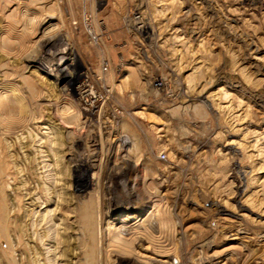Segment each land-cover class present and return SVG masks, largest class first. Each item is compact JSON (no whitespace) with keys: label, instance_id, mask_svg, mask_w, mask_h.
<instances>
[{"label":"rangeland","instance_id":"1","mask_svg":"<svg viewBox=\"0 0 264 264\" xmlns=\"http://www.w3.org/2000/svg\"><path fill=\"white\" fill-rule=\"evenodd\" d=\"M148 258L264 264V0H0V264Z\"/></svg>","mask_w":264,"mask_h":264},{"label":"bare ground","instance_id":"2","mask_svg":"<svg viewBox=\"0 0 264 264\" xmlns=\"http://www.w3.org/2000/svg\"><path fill=\"white\" fill-rule=\"evenodd\" d=\"M58 61V60H57ZM59 66H60V64H56L55 65V69L57 70V68H59ZM70 122V121H69ZM64 123H66V122H64ZM66 128V127H65ZM69 128V127H68ZM121 141V146H125L126 145V143H125V141H123L122 139L120 140ZM120 145V144H119ZM125 148V147H124ZM125 163H127L126 165H128V168H127V170H126V174H128V176L129 175H131V173H133V172H135V170H134V167L136 166V165H134V164H131V163H129V159H126L125 160ZM136 169V168H135ZM143 185H145V184H143ZM150 185H152V184H150ZM152 189H153V192L152 193H150L151 194V196L150 197H152V201H153V199H156L155 201H156V203L154 204L155 205V211H154V215H156V217H158V218H160V213H161V211H163V205H164V203H163V201H162V198H160L159 196H158V189L157 188H155L153 185H152ZM151 188V187H150ZM146 189H148V187L146 188ZM149 192V191H148ZM132 193V192H131ZM130 196V195H129ZM128 199V198H127ZM157 218V219H158ZM112 229L111 228H107V231H108V234H107V238L108 239H111V240H115V238L117 237V238H119V242L121 243V245H123V249H122V251H121V253H119L118 255L120 256V260L121 261H128V260H131V258H133V256H135L134 254L136 253L135 252V250H138L139 251V249H141L142 250V248L136 243V238H137V235H136V232H134L133 231V229H130V230H124L123 232H120L121 234H119V235H115V233L113 232V231H111ZM142 230H140L139 232H141ZM85 235H87V238L88 237H93V235H88V234H85ZM145 235V234H144ZM147 237V236H146ZM82 238H84L83 236H82ZM106 238V239H107ZM141 238V237H140ZM152 239V238H151ZM88 241V240H87ZM144 243V242H143ZM147 244V243H146ZM155 244H156V242H155ZM160 246V245H159ZM142 247H143V245H142ZM86 248V247H85ZM89 252L91 251L92 253H95L96 251H97V249L95 248V247H93V246H88L87 245V248H86ZM114 253H117L116 252V250H115V252ZM82 254V253H81ZM80 254V255H81ZM114 255H116V254H112V257H118V255L117 256H114ZM94 255H92V257H93ZM82 257V256H81ZM160 257V256H159ZM162 257V256H161ZM74 258V257H73ZM109 258V257H108ZM85 259V258H84ZM112 260V259H111ZM86 260H84V262H85ZM115 261H116V259H115ZM114 261V262H115ZM137 261V260H136ZM83 262V261H82ZM87 262V261H86ZM91 264V263H90ZM143 264H165L164 262H162L161 260H159V259H157V258H148L147 260H145V262L143 263ZM167 264V263H166Z\"/></svg>","mask_w":264,"mask_h":264},{"label":"built area","instance_id":"3","mask_svg":"<svg viewBox=\"0 0 264 264\" xmlns=\"http://www.w3.org/2000/svg\"><path fill=\"white\" fill-rule=\"evenodd\" d=\"M80 22L89 41L93 44H97L100 40V36L94 30V21L91 14L84 9L80 11ZM102 70L105 71L106 68L103 66Z\"/></svg>","mask_w":264,"mask_h":264}]
</instances>
